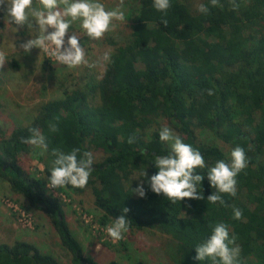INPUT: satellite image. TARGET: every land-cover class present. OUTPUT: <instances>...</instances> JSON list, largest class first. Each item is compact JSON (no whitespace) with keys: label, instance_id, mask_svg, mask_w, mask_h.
Wrapping results in <instances>:
<instances>
[{"label":"trees","instance_id":"16d2710c","mask_svg":"<svg viewBox=\"0 0 264 264\" xmlns=\"http://www.w3.org/2000/svg\"><path fill=\"white\" fill-rule=\"evenodd\" d=\"M135 1L139 8L129 26V43L112 44L114 53L99 79L88 76L86 87L39 104L33 119L17 124L9 137L0 133V178L48 217L72 264L99 263L85 256L63 204L46 192L53 149L69 153L79 148L81 155L89 151L94 159L96 153L103 154L94 161L86 187L61 188L77 195L89 190L102 213L101 225L119 218L126 207L129 231L160 229L170 238L168 253L176 264H213L211 259L195 260V248L210 237L213 226L225 223L241 249L239 264H264V0H236V10L230 0H219L215 7L203 0L206 14L191 0H170L166 14L153 7V0ZM10 67L17 71L20 64L12 61ZM161 119L204 157L206 167L195 170L204 176L198 186L203 200L185 198L173 204L151 191L148 181L159 171L155 156L167 155L170 148L161 142L159 129L150 140L145 134ZM50 125L58 130L50 131ZM32 128L48 144L37 158L45 166L44 180L22 163L35 149L41 155V149L21 141L31 136ZM197 129L210 130L220 141L245 150L248 166L236 178V196L220 193L225 204L207 201L216 191L207 172L217 160L230 161L219 147L199 142ZM132 136L136 141L129 144ZM134 174L146 189L143 198L133 192L140 184L123 183V176ZM233 207L242 210L240 220L234 219ZM0 264L60 263L37 246L16 241L0 243Z\"/></svg>","mask_w":264,"mask_h":264},{"label":"rangeland","instance_id":"374dc122","mask_svg":"<svg viewBox=\"0 0 264 264\" xmlns=\"http://www.w3.org/2000/svg\"><path fill=\"white\" fill-rule=\"evenodd\" d=\"M195 6L203 0H191ZM106 10L119 7V0H100ZM34 7L38 6L36 1ZM138 2L124 0L121 10L124 12L123 21L114 20L110 30L99 40H90L80 27V22L72 24V32L80 37L85 49V58L88 64L69 68L59 63L49 52L34 48L30 53L19 49V44L35 38L38 33L29 29L27 25L17 26L5 19V12L0 11V51H4L7 60L0 68V133L9 137L17 124H27L36 115L35 108L42 102L62 98L65 92L79 87H86L88 76L100 78L108 61L102 57L108 52L110 57L114 53L113 43L125 45L130 40L129 26L138 14ZM51 31V29H49ZM67 39V37H66ZM17 45V46H16ZM16 61L20 69L14 71L10 63ZM99 61V63H97ZM95 64V67L90 65ZM163 127H169L180 136L178 130L166 119H161L159 125L150 128L145 136L150 135ZM249 129L246 128L247 132ZM199 142L219 147L231 160V151L234 147L220 141L212 131L207 129L196 130ZM169 146V145H168ZM36 150V149H35ZM23 156L24 167L38 178L45 179V166L37 158L36 151ZM102 153H96L95 162L100 161ZM123 183L127 187L141 184L139 175L123 176ZM48 195L56 198L63 204L70 228L84 247L85 256L92 258L99 264H134L144 261L148 264H176L168 253L170 238L160 229H146L142 231H128L123 233V239L113 241L107 233L108 225H101L99 218L102 215L94 205L92 193L88 190L82 195L65 192L60 189H50L46 185ZM245 194H241L244 199ZM18 212L25 215L27 223L20 222ZM16 241H26L37 246L41 252L53 254L60 264H72L71 254L62 246L60 238L53 228L48 217L41 211L33 209L28 201L15 194L9 183L0 178V243L13 244ZM121 243H126L125 248Z\"/></svg>","mask_w":264,"mask_h":264},{"label":"clouds","instance_id":"9594fccd","mask_svg":"<svg viewBox=\"0 0 264 264\" xmlns=\"http://www.w3.org/2000/svg\"><path fill=\"white\" fill-rule=\"evenodd\" d=\"M230 2L233 10L240 7L236 0ZM210 3L215 7L219 4V0H210ZM33 4L34 0H0V11L5 12V19L9 23L21 27L27 25L29 29L35 28L38 33L35 38L20 43L19 49H23L27 54L34 48L49 52L52 46L53 50L49 54L69 68L88 64L80 37L75 32L69 35L74 22H80V27L90 40H99L110 30L114 20L125 19L121 10L124 0H119V7L114 10H106L100 0H36L38 6L34 7ZM153 7L166 14L171 7L170 0H153ZM198 10L206 14L209 9L204 4H200ZM162 23L167 26L168 21L162 18ZM109 59V53L105 52L102 60ZM6 60V53L0 51V68L4 67ZM95 66V64L90 65V67ZM207 91L208 95L214 94L211 89ZM57 130L55 125H50V131ZM30 132V137L21 138L22 143L41 149L40 154L43 155L48 150L45 136L36 128L30 129ZM159 138L161 142L169 145L170 151L167 155L155 156L153 164L159 171L148 181L151 191L158 195L163 194L173 204L185 198L203 200V192L198 190V186L202 184L204 176L195 171L197 168L206 167L201 152L192 145L184 143L182 138L169 127L161 129ZM135 141V136L128 139L129 144ZM52 155L55 160L48 180L50 189H60L68 185L81 189L86 187L93 171L94 158L91 152L85 151L81 155L79 148H74L69 153L53 149ZM247 166L245 150L240 146H236L231 151L230 162L217 160L215 166L209 168L207 172V178L212 188L216 190L207 197V201L211 204L217 202L225 204L220 193L236 196V178ZM143 175L146 177L147 172ZM133 192L142 198L145 197L146 189L143 182L133 189ZM128 212L129 209L124 207L123 214L107 227V233L114 242L123 239V233L129 231L130 225L126 219ZM233 214L236 220H240L243 216L242 210L236 207H233ZM236 239L234 235L230 236L228 225L217 223L212 227L210 237L195 248L197 255L194 259L199 261L211 259L213 264H239L241 249L236 244Z\"/></svg>","mask_w":264,"mask_h":264},{"label":"built area","instance_id":"2783aa9c","mask_svg":"<svg viewBox=\"0 0 264 264\" xmlns=\"http://www.w3.org/2000/svg\"><path fill=\"white\" fill-rule=\"evenodd\" d=\"M52 50H53V48H52ZM16 211V213H18L19 215H18V217L20 218V222H22V223H27V220H26V218H25V215L22 213V212H18V210L16 209L15 210Z\"/></svg>","mask_w":264,"mask_h":264},{"label":"crops","instance_id":"0c3cea01","mask_svg":"<svg viewBox=\"0 0 264 264\" xmlns=\"http://www.w3.org/2000/svg\"><path fill=\"white\" fill-rule=\"evenodd\" d=\"M34 1H36V0H34Z\"/></svg>","mask_w":264,"mask_h":264}]
</instances>
